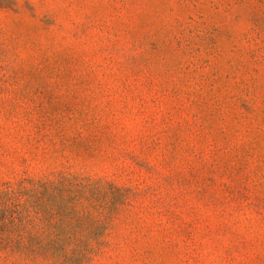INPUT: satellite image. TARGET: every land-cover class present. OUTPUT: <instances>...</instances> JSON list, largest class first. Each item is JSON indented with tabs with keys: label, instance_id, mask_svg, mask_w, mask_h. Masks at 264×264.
Here are the masks:
<instances>
[{
	"label": "rangeland",
	"instance_id": "rangeland-1",
	"mask_svg": "<svg viewBox=\"0 0 264 264\" xmlns=\"http://www.w3.org/2000/svg\"><path fill=\"white\" fill-rule=\"evenodd\" d=\"M105 180L89 264H264V0L0 5V189Z\"/></svg>",
	"mask_w": 264,
	"mask_h": 264
},
{
	"label": "trees",
	"instance_id": "trees-1",
	"mask_svg": "<svg viewBox=\"0 0 264 264\" xmlns=\"http://www.w3.org/2000/svg\"><path fill=\"white\" fill-rule=\"evenodd\" d=\"M3 7L14 0H0ZM0 189V264H89L103 255L113 184L59 171Z\"/></svg>",
	"mask_w": 264,
	"mask_h": 264
}]
</instances>
